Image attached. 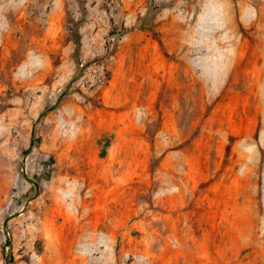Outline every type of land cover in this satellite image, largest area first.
I'll return each mask as SVG.
<instances>
[{"label": "rangeland", "instance_id": "obj_1", "mask_svg": "<svg viewBox=\"0 0 264 264\" xmlns=\"http://www.w3.org/2000/svg\"><path fill=\"white\" fill-rule=\"evenodd\" d=\"M0 264H264V0H0Z\"/></svg>", "mask_w": 264, "mask_h": 264}]
</instances>
